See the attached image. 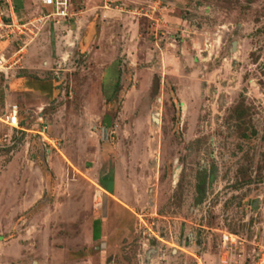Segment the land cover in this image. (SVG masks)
I'll return each mask as SVG.
<instances>
[{
	"label": "rangeland",
	"instance_id": "1",
	"mask_svg": "<svg viewBox=\"0 0 264 264\" xmlns=\"http://www.w3.org/2000/svg\"><path fill=\"white\" fill-rule=\"evenodd\" d=\"M9 2L0 264H264V0Z\"/></svg>",
	"mask_w": 264,
	"mask_h": 264
},
{
	"label": "built area",
	"instance_id": "2",
	"mask_svg": "<svg viewBox=\"0 0 264 264\" xmlns=\"http://www.w3.org/2000/svg\"><path fill=\"white\" fill-rule=\"evenodd\" d=\"M38 1H39V4L43 8L50 9L51 12L43 15L42 18L35 20V22L37 23H41L44 20H49L51 17H55L53 18V20L56 18L57 19H67L71 17L69 15L70 0H38ZM7 2L10 4L9 0H7ZM11 11L13 14V9ZM3 18L4 17L1 13L0 14V42L3 40V38L12 34V31L14 28L18 30L27 29L26 28L27 26H29L30 24L31 25L33 24L31 22L19 24L14 19L13 20L11 19L10 23H5ZM5 32L7 33L4 35ZM21 51H22V48L20 47L14 53L13 57H10V58H14L16 56L15 59H13L11 63H8V58L6 60L4 55L0 54V74H3L5 78H7L5 71L10 70L13 66L19 64V61H20L19 54L21 53ZM17 112H18L17 106L15 105L6 107L4 109V112L0 114V125L24 131V129H21V127H19V120H18ZM222 238H223V241L226 243L229 241L230 237L224 234ZM222 264H226V263L222 262Z\"/></svg>",
	"mask_w": 264,
	"mask_h": 264
},
{
	"label": "trees",
	"instance_id": "3",
	"mask_svg": "<svg viewBox=\"0 0 264 264\" xmlns=\"http://www.w3.org/2000/svg\"><path fill=\"white\" fill-rule=\"evenodd\" d=\"M19 8H21V4L18 2V0H14V10L15 11H18ZM2 41L0 42V45H1ZM0 50H1V47H0ZM104 189H106V191L108 192H111V189H109L108 187H104ZM99 221H95L93 223V239L94 240H98L100 238V229H99Z\"/></svg>",
	"mask_w": 264,
	"mask_h": 264
},
{
	"label": "crops",
	"instance_id": "4",
	"mask_svg": "<svg viewBox=\"0 0 264 264\" xmlns=\"http://www.w3.org/2000/svg\"><path fill=\"white\" fill-rule=\"evenodd\" d=\"M106 69H107V68H106ZM106 69H105V71H106ZM101 73H107V72L102 71Z\"/></svg>",
	"mask_w": 264,
	"mask_h": 264
}]
</instances>
